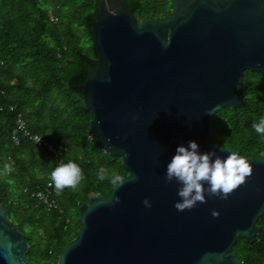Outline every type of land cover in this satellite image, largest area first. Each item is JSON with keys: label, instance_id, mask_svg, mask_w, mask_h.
Instances as JSON below:
<instances>
[{"label": "water", "instance_id": "obj_1", "mask_svg": "<svg viewBox=\"0 0 264 264\" xmlns=\"http://www.w3.org/2000/svg\"><path fill=\"white\" fill-rule=\"evenodd\" d=\"M171 1L168 19L140 22L126 0H101L96 67L80 88L92 136L128 173L110 197L79 201L80 227L57 264H202L206 255L242 264L234 244L260 233L264 157L246 156L252 173L226 199L206 193L184 210L166 166L192 139L202 151H239L213 141L214 115L242 103L245 70L264 73V0ZM30 245L0 201V264H41L27 257Z\"/></svg>", "mask_w": 264, "mask_h": 264}, {"label": "trees", "instance_id": "obj_2", "mask_svg": "<svg viewBox=\"0 0 264 264\" xmlns=\"http://www.w3.org/2000/svg\"><path fill=\"white\" fill-rule=\"evenodd\" d=\"M126 1L140 22L171 15V0ZM100 10L101 0H0V201L13 225L26 233L31 244L27 257L41 264H57L77 235L79 201H87L90 192L110 197L116 185L112 175L128 173L122 157L101 150L92 136L93 112L80 88L96 67L92 27ZM19 113L31 132L64 147L62 153L39 148L22 131L16 142ZM262 116L264 73L247 69L242 103L214 115L213 141L244 156L264 157V137L252 127ZM69 159L80 164L83 179L58 193L50 174ZM102 168L104 180L98 176ZM47 187L56 208L34 195ZM257 224L260 233L253 243L238 238L234 244L242 264H264V215Z\"/></svg>", "mask_w": 264, "mask_h": 264}, {"label": "clouds", "instance_id": "obj_3", "mask_svg": "<svg viewBox=\"0 0 264 264\" xmlns=\"http://www.w3.org/2000/svg\"><path fill=\"white\" fill-rule=\"evenodd\" d=\"M51 15V14H50ZM252 127L264 137V116L254 121ZM249 159L237 150L230 151L226 156L218 155L215 149L201 150L197 140L192 139L187 144H179L172 158L167 162L166 179L176 180L178 187L174 205L178 210L192 207L197 201H204L208 196L227 198L229 194L241 185L252 173ZM99 179L106 178L105 169H100ZM51 182L59 193L65 188H76L83 179L80 164L69 159L56 166L50 174ZM122 178L118 174L111 177L113 184H119ZM119 197H117V200ZM144 204L151 207V201L146 197ZM218 213L213 210L212 215ZM206 255L202 264H207Z\"/></svg>", "mask_w": 264, "mask_h": 264}, {"label": "built area", "instance_id": "obj_4", "mask_svg": "<svg viewBox=\"0 0 264 264\" xmlns=\"http://www.w3.org/2000/svg\"><path fill=\"white\" fill-rule=\"evenodd\" d=\"M50 18L54 21L58 19V17L55 14L50 15ZM18 131H22V133L26 136H29L31 139H33L34 143L39 147V148H46L49 151L53 152L55 155H60L62 151L65 149L64 147L57 148L54 146L47 138H45L42 134L37 133V132H31L28 127L26 126L25 119L23 117L22 113L18 114L17 120H16V127L14 130V135L13 137L15 138L16 142H18L17 138V133ZM48 186H51V182L48 184ZM49 187L45 189H39L36 190L34 195L38 197L40 200H42L48 208L51 207H58V202L55 198L51 197V192Z\"/></svg>", "mask_w": 264, "mask_h": 264}]
</instances>
